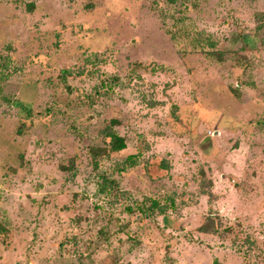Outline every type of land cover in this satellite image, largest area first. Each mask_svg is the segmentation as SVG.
Masks as SVG:
<instances>
[{
    "label": "rangeland",
    "instance_id": "1",
    "mask_svg": "<svg viewBox=\"0 0 264 264\" xmlns=\"http://www.w3.org/2000/svg\"><path fill=\"white\" fill-rule=\"evenodd\" d=\"M0 264H264V0H0Z\"/></svg>",
    "mask_w": 264,
    "mask_h": 264
},
{
    "label": "trees",
    "instance_id": "2",
    "mask_svg": "<svg viewBox=\"0 0 264 264\" xmlns=\"http://www.w3.org/2000/svg\"><path fill=\"white\" fill-rule=\"evenodd\" d=\"M242 43V37L240 35H237L233 38H231L226 45L223 46V50L228 52L232 51L235 49V47L239 44ZM219 53V52H215ZM111 140H110V146L113 151H118L126 147V140L123 136L118 135L115 131L108 132L107 134ZM95 157L97 156V151L93 152ZM94 164L98 166V159L95 158Z\"/></svg>",
    "mask_w": 264,
    "mask_h": 264
}]
</instances>
